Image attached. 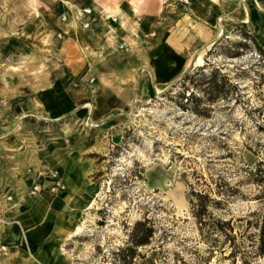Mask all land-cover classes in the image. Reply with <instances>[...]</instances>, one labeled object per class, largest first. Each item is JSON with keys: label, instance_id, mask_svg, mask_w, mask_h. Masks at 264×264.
I'll list each match as a JSON object with an SVG mask.
<instances>
[{"label": "rangeland", "instance_id": "obj_1", "mask_svg": "<svg viewBox=\"0 0 264 264\" xmlns=\"http://www.w3.org/2000/svg\"><path fill=\"white\" fill-rule=\"evenodd\" d=\"M236 1L240 6L249 2ZM176 2L186 6L190 0ZM250 2L263 14L264 0ZM6 4L0 7V179L28 175L21 173L31 168L26 162L34 138L57 143L75 131L94 146L99 190L75 231V264H126L117 252L126 246L129 227L144 217L155 225L156 236L127 264H181L179 258L193 264L191 256H207L190 216L187 184L196 191L212 189V197L223 202L214 215L232 218L236 233H256L264 213V60L243 33L264 48V26L255 33L251 24L233 23L222 13L219 35L162 86L154 81L149 57L143 56L142 65L137 50H92L83 36L73 42L67 33L53 31L48 16L53 10L42 13L29 0ZM159 27L164 31L163 24ZM212 71L224 76L229 86L224 97L208 101L203 90ZM106 78L141 84L138 101L126 113L127 124L114 125L109 135L105 126L85 117L90 116L86 104L94 98V86ZM76 93L83 102L58 120L26 116L34 114L36 98L53 107L52 98L57 106L64 95ZM192 93L197 105L190 100ZM18 153L23 158L18 159ZM163 231L169 233L164 240ZM223 250L208 264H241L224 259L228 249ZM253 262L264 264L262 259Z\"/></svg>", "mask_w": 264, "mask_h": 264}, {"label": "crops", "instance_id": "obj_2", "mask_svg": "<svg viewBox=\"0 0 264 264\" xmlns=\"http://www.w3.org/2000/svg\"><path fill=\"white\" fill-rule=\"evenodd\" d=\"M29 1L42 13L44 9L53 10L54 14L48 16L59 36L67 33L73 42L83 36L90 43L82 41L92 50L99 46L112 52L115 47H130L140 54L142 65L143 56L149 57L154 81L162 86L173 81L187 62L219 35L217 20L222 13L233 23L251 24L255 33L264 26V12L258 14L250 0L242 7L236 0H190L186 6L176 0ZM6 2L0 0V7H8ZM62 13L67 17L60 16ZM162 24L164 31L159 29ZM141 44L145 47L138 51ZM140 86L137 81L122 78L118 82L112 78L101 80L94 86L93 100L86 104L90 107L86 119L92 124L101 123L109 135L114 125L127 124L126 113L138 101ZM61 99L56 106L52 98V107L43 97L36 98L34 114L26 116L58 120L83 102V96L77 93ZM32 141L26 162L31 168L21 173L28 175L24 179H0V216L9 221L0 223V242L6 246V251L0 252V264H75L76 247L71 246L78 234L75 228L82 226L99 190L94 180L98 179L97 151L75 131L57 143H41L36 138ZM16 157L21 159L23 155L18 153ZM48 167L57 169L64 190L50 192L48 182L42 178L40 191L30 195L31 175Z\"/></svg>", "mask_w": 264, "mask_h": 264}, {"label": "trees", "instance_id": "obj_3", "mask_svg": "<svg viewBox=\"0 0 264 264\" xmlns=\"http://www.w3.org/2000/svg\"><path fill=\"white\" fill-rule=\"evenodd\" d=\"M241 27L244 29L246 24L243 23ZM251 36L247 31L243 33L244 39L249 38L254 41L256 50L262 57V60H264V48L255 42V37ZM242 46L244 47L245 44H242ZM186 78L183 79L186 80ZM205 80L208 81V87L203 92L209 95L208 101H215L218 97L226 95L224 89L229 84L224 76L219 75L216 71H212L210 76ZM189 96L190 100L197 105L199 102L198 98L193 93ZM181 107H185V105H181ZM194 111L197 112V109L194 108ZM51 124L53 125L54 123ZM187 189L186 199L189 204L190 216L194 221L198 239L206 246L208 251L207 256H191L193 264H208L215 252L219 255L224 253V246L227 247L228 254L223 256V258L231 260L232 263H235L237 259L241 264H254L253 261L256 259L264 261V213L261 215L259 221H257L256 233L254 235L236 233L232 225V218L224 219L214 215L213 210L219 209L223 202L220 198L216 199L212 197V189L196 191L191 184H187ZM221 192L217 190L216 194L221 196ZM262 193L264 194V187L262 188ZM156 233L157 229L150 219L144 217L135 221L128 229L125 248L117 252L118 256H121L123 263H129L132 258L138 255L136 250L149 245L155 238ZM168 235V232L163 231V240ZM245 240H247L246 243ZM174 256L179 258L177 254H174ZM179 261H181V264H189L180 258Z\"/></svg>", "mask_w": 264, "mask_h": 264}, {"label": "built area", "instance_id": "obj_4", "mask_svg": "<svg viewBox=\"0 0 264 264\" xmlns=\"http://www.w3.org/2000/svg\"><path fill=\"white\" fill-rule=\"evenodd\" d=\"M182 3H187L188 0H179ZM32 183L29 189V194L34 195L38 193L41 189L42 186V178L44 179L45 182H48V188L50 192L56 193L59 190H64L65 186L62 183L61 179L59 178V174L57 169L55 168H46L44 170H41L35 174L31 175ZM7 201H11V197L6 198ZM0 223L6 224L9 223L5 218L0 216ZM6 251V246L0 242V252L4 253Z\"/></svg>", "mask_w": 264, "mask_h": 264}, {"label": "bare ground", "instance_id": "obj_5", "mask_svg": "<svg viewBox=\"0 0 264 264\" xmlns=\"http://www.w3.org/2000/svg\"><path fill=\"white\" fill-rule=\"evenodd\" d=\"M135 10H137V9H135ZM138 17H139V16H138ZM121 22H122V21H121ZM120 26H121V25H120ZM107 27H108V26H107ZM107 34H108V33H107ZM107 34H106V35H107ZM181 201H182V200H181ZM178 202H179V201H178ZM181 204H182V203H181ZM75 227H76V226H75ZM75 227H74V228H75ZM79 229H80L79 227H76V228H75V231H77V230H79Z\"/></svg>", "mask_w": 264, "mask_h": 264}]
</instances>
